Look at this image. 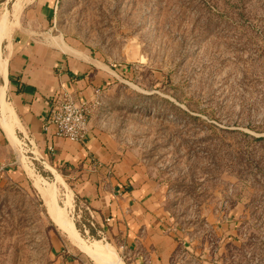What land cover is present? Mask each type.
Segmentation results:
<instances>
[{"label": "rangeland", "instance_id": "obj_1", "mask_svg": "<svg viewBox=\"0 0 264 264\" xmlns=\"http://www.w3.org/2000/svg\"><path fill=\"white\" fill-rule=\"evenodd\" d=\"M53 17V33L115 76L91 122L156 185L172 264H264V0H58ZM27 145L20 159L54 185L75 241L19 162L24 178L0 182V264H95L80 250L94 242L120 264H147L139 247L85 233L87 216L27 162Z\"/></svg>", "mask_w": 264, "mask_h": 264}, {"label": "crops", "instance_id": "obj_2", "mask_svg": "<svg viewBox=\"0 0 264 264\" xmlns=\"http://www.w3.org/2000/svg\"><path fill=\"white\" fill-rule=\"evenodd\" d=\"M16 1L0 0L11 22L0 51L7 62L6 100L15 113L16 138L12 143L0 125V182L24 178L19 153L24 155L28 144L32 156L27 162L71 194L73 209H88L98 230L121 240L126 249L139 247L138 259L147 264H172L177 239L166 227L160 194L117 140L93 121L78 143L56 138L52 126L44 131L58 95L91 108L111 84L113 72L91 52L53 33L58 0H34L12 16Z\"/></svg>", "mask_w": 264, "mask_h": 264}, {"label": "bare ground", "instance_id": "obj_3", "mask_svg": "<svg viewBox=\"0 0 264 264\" xmlns=\"http://www.w3.org/2000/svg\"><path fill=\"white\" fill-rule=\"evenodd\" d=\"M32 1L34 0H17L12 7V13H11L12 16H16L25 5L32 3ZM8 19L6 18L5 15L0 19V43L4 38L8 36V33L10 31L11 22L9 23ZM6 63H7L6 59L2 56V53L0 51V77L3 79V84L0 85V100L2 102L0 107V113H1L0 125L2 126L9 140L12 143H15L16 138L13 135L14 134L13 129L15 128L14 127L15 113H13L11 105L6 100V92H7ZM21 160L24 164L25 160L24 159ZM24 167L28 176L36 178L35 181L36 186L42 195V198L47 208L48 215L51 218V220L59 227L60 230L66 233L69 240L75 241V237L73 236L74 229L71 228L72 226L69 224V222L66 221L64 215L65 209L63 210L62 207L57 206V204L55 203L56 190L54 188V185L46 182L40 176L35 177L33 170L26 163L24 164L23 168ZM80 250L83 251V253H85L88 257H90L95 262V264H120L115 259L113 249L111 248V246L107 245L106 247H103L99 245L98 242H94L93 245L91 246L82 245L80 247Z\"/></svg>", "mask_w": 264, "mask_h": 264}, {"label": "built area", "instance_id": "obj_4", "mask_svg": "<svg viewBox=\"0 0 264 264\" xmlns=\"http://www.w3.org/2000/svg\"><path fill=\"white\" fill-rule=\"evenodd\" d=\"M90 111L85 103L75 102L72 97L66 94H60L53 102L50 118L44 127L48 131L49 126L55 130V137L66 139L73 143L81 142L90 130ZM76 214L77 219H81V214H87L86 224L82 226L85 233L91 229L95 230L93 216L88 209H80ZM104 234L103 230L97 231Z\"/></svg>", "mask_w": 264, "mask_h": 264}, {"label": "trees", "instance_id": "obj_5", "mask_svg": "<svg viewBox=\"0 0 264 264\" xmlns=\"http://www.w3.org/2000/svg\"><path fill=\"white\" fill-rule=\"evenodd\" d=\"M91 231V230H90ZM93 231H91V233H92ZM212 264V263H211ZM222 264H231L230 262H226V263H222Z\"/></svg>", "mask_w": 264, "mask_h": 264}]
</instances>
